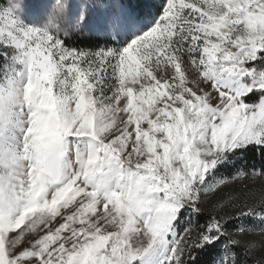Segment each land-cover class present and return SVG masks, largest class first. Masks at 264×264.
I'll list each match as a JSON object with an SVG mask.
<instances>
[{
  "label": "snow or ice",
  "instance_id": "obj_1",
  "mask_svg": "<svg viewBox=\"0 0 264 264\" xmlns=\"http://www.w3.org/2000/svg\"><path fill=\"white\" fill-rule=\"evenodd\" d=\"M0 264H264V0H0Z\"/></svg>",
  "mask_w": 264,
  "mask_h": 264
}]
</instances>
